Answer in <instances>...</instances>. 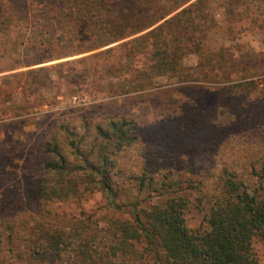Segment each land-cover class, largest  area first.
<instances>
[{
    "label": "trees",
    "instance_id": "1",
    "mask_svg": "<svg viewBox=\"0 0 264 264\" xmlns=\"http://www.w3.org/2000/svg\"><path fill=\"white\" fill-rule=\"evenodd\" d=\"M218 5L225 8L228 17L220 27L225 33L251 29L259 35L264 32V0H0V49L7 54L10 48L4 43L12 40L18 45L20 38H29L44 44L49 40L66 45L86 44L82 53L95 52L87 57L88 61L109 56L118 65L113 58L118 55L120 62L134 64L136 57L142 56V64L148 59L150 65L134 64L132 70L141 76V82H130L127 91H143L158 85L153 81L158 74L182 83L194 80L191 76L198 75L202 66H218L207 52L213 47V28L217 26L212 9ZM193 47L200 49L194 67L189 69L185 58L187 49ZM247 51L253 53L254 49ZM221 58L224 60V56ZM41 63L44 61L39 59L18 63L16 67ZM124 68L118 66L119 72ZM253 75L246 70L244 78ZM255 85L254 81L240 82L216 89V105L209 109L205 88L199 86L185 88L186 101L181 105H169L170 129L163 127L168 133L162 138L153 137L145 146L162 162L167 158L170 164L185 160L188 170L175 176L174 169L161 165L153 170L141 167L130 176L118 167L117 159L122 158L124 151L143 139L140 129L130 124L126 116H112L98 123L92 140L85 145L82 142L86 136L76 132L66 147L49 141L44 152L50 160L39 170L44 177L34 193L41 205L52 200L80 201L102 191L113 211L122 215L128 211L130 218L114 220L103 230L96 229L104 233L101 236L93 228L83 232L73 228L75 234H85L74 242L63 225L56 227L36 217V224L28 228L23 240L26 245L18 246L16 242L22 235L15 231L16 225L27 227L30 220L16 221L22 213H8L0 207V247L6 243L13 250L16 244L14 258L20 264L139 261L144 255L135 251V245L141 243L143 251L152 253L157 264H257L254 240L264 242V196L260 193L264 151L258 148L264 146V121L260 120L264 105L254 104ZM161 94L153 93L157 100ZM88 132L91 133L89 129ZM204 164L211 165L217 174L214 193L203 191V181L193 179L194 168L199 166L203 171ZM185 173L190 175L186 177ZM122 177L132 181L138 196L148 195L145 201H164L140 210L143 201L139 198L135 203L119 204L116 178ZM194 191L200 198L199 206L205 200L209 203L205 207L209 210L208 229L203 232L192 231L186 223L185 211L191 202L188 192ZM7 228L10 233L5 237ZM6 260L3 257L1 261Z\"/></svg>",
    "mask_w": 264,
    "mask_h": 264
},
{
    "label": "rangeland",
    "instance_id": "2",
    "mask_svg": "<svg viewBox=\"0 0 264 264\" xmlns=\"http://www.w3.org/2000/svg\"><path fill=\"white\" fill-rule=\"evenodd\" d=\"M194 1L196 0H192ZM212 15L213 20L217 21L214 20L217 26L213 28V47L207 52L210 54L208 58L213 57L218 66H202L198 75L191 76L194 80L182 83L175 79L171 82L168 78L158 77V74L153 81L160 86L156 85L155 88L143 91H127L131 88L130 82H134L135 85L141 82V76L132 70L135 68L134 64L137 62L139 65H150L148 59L142 64L145 61L142 56L140 60L136 57L134 64H124L117 55L113 58L120 64L115 65L109 56L88 61L87 57L95 52L82 53L86 44L80 42L76 45H66L49 40L44 44L37 42L36 39L20 38L18 45L13 44L12 40L4 43L10 50L6 54L0 49V207H5L8 213L17 211L22 213L21 217L17 216L16 221L20 218L30 220L26 224L27 227L16 225L15 231H20L19 234L22 235L20 242H16L18 246L26 245V241L23 240L27 236L28 228L36 224L34 221L36 217L39 219L42 217L45 223L56 227L63 225L68 233L72 234L74 242L82 239L85 234H75L73 228H77L78 232L93 228L94 233L101 236L104 233L96 229L103 230L109 224H113L114 220L130 218L128 211L125 215L113 211L102 191H95L80 201L52 200L41 205L34 193L44 177L39 170L50 160L44 152V146L49 141H56L66 147L72 133L76 132L86 136L82 142L85 145V142L89 143L92 140L94 136L92 133L98 123L112 116H126L130 124L133 123L140 129L139 135L144 140L141 139L139 144L124 151L122 158L117 159L118 167L125 170L126 176H130L141 167L153 170L158 168L157 165H161L167 169H174L172 175L175 176L179 171L188 170L186 161L170 164V158H167L162 162L149 153L145 143L153 137L159 135L162 138L168 133L165 130L170 129L167 127L171 110L169 105L177 107L186 101L185 88L195 86L205 88L209 109L216 105L218 95L216 89L254 81L256 83V89L252 92L254 104L262 102L264 105V32L259 35L251 29L227 34L221 29L228 19L225 8L221 5L213 7ZM237 20L239 18L236 22ZM3 41L2 39L1 42ZM246 46L248 48L244 49ZM249 48L254 49L253 53L247 51ZM199 49L195 47L187 49L188 58H185L187 59L185 62L189 69L195 65ZM203 51L202 49L201 52ZM221 56H224V60ZM39 59L44 63L16 67L18 63L28 64ZM226 59L234 62L229 64ZM97 64L98 69H95ZM120 65L125 67L123 72H119ZM42 68L43 70L39 71ZM246 70L253 73V77L244 78ZM89 71H92L96 78ZM29 72L32 73L28 74ZM197 77L199 80H196ZM208 77L218 79L206 80ZM157 92H162L158 100L153 95ZM261 119L264 121V114ZM164 126L167 128L163 131ZM159 130L161 133H158ZM258 148L264 151V146ZM70 160L73 161V158L70 157ZM209 166L211 165L204 164L203 171L196 166L193 179L197 182L203 181V191L214 193L217 174ZM189 175L190 173H185L186 177ZM116 180L119 183L117 200L119 204L135 203L139 198L143 201L138 207L140 210L164 201L156 198L145 201L148 195L138 196L131 180L125 177ZM202 187L203 185L200 189ZM260 193L264 196V183ZM188 195L191 202L185 211L186 223L192 231H206L209 210L205 207H209V203L205 200L204 205L199 206L197 198H200L196 191L188 192ZM6 230L5 237L10 233L9 228ZM16 244L13 250L18 249ZM143 244L135 245V251L144 255L142 260L116 261L115 264H157L152 253L143 251L145 248ZM5 245L6 243H3L0 247L2 250L0 264H20L14 258L15 251ZM253 245L257 264H264V242L256 238ZM3 257L7 260L1 261ZM56 264L87 263L60 260L56 261Z\"/></svg>",
    "mask_w": 264,
    "mask_h": 264
}]
</instances>
